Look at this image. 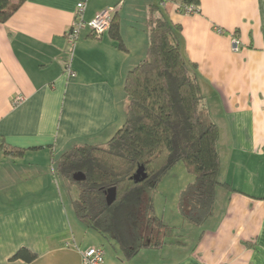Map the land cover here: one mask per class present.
<instances>
[{
  "label": "crops",
  "instance_id": "obj_1",
  "mask_svg": "<svg viewBox=\"0 0 264 264\" xmlns=\"http://www.w3.org/2000/svg\"><path fill=\"white\" fill-rule=\"evenodd\" d=\"M79 1L26 0L0 23V139L24 150L16 156L0 147V264H83L84 251L101 242L87 240L91 229L60 195L69 181L49 168L75 146L105 147L125 123V80L146 56L156 0H88L86 22L117 8L128 50L110 31L98 39L85 28L72 76L66 34ZM163 9L197 66L205 113L219 132V179L233 191L217 187L200 227L189 220L181 233L167 227L129 261L110 239L117 256L105 252V264H264V0H200L195 14L177 4ZM23 248L33 262L13 259Z\"/></svg>",
  "mask_w": 264,
  "mask_h": 264
},
{
  "label": "trees",
  "instance_id": "obj_2",
  "mask_svg": "<svg viewBox=\"0 0 264 264\" xmlns=\"http://www.w3.org/2000/svg\"><path fill=\"white\" fill-rule=\"evenodd\" d=\"M25 1L0 0V23H6ZM167 4H177L182 14L189 7L200 12V0H156L150 6L146 56L125 80L128 108L124 125L105 147L75 146L62 155L57 167L61 177L80 188L73 201L77 218L88 229L115 241L127 261L139 249L155 246L158 234L167 228L154 215L152 193L177 164L183 163L195 177L181 197L180 208L197 226L210 215L216 188L231 189L219 179V132L205 113L197 66L185 56L181 27L166 15L163 8ZM116 16L109 33L121 50H128ZM0 147L16 156L24 151L9 148L2 139ZM140 167L147 177L136 183L133 176ZM77 172L84 173L86 180L74 181ZM111 188H116L117 199L109 206L106 194ZM144 229L157 232L155 240L146 237ZM36 257L23 248L13 259L30 263Z\"/></svg>",
  "mask_w": 264,
  "mask_h": 264
},
{
  "label": "rangeland",
  "instance_id": "obj_3",
  "mask_svg": "<svg viewBox=\"0 0 264 264\" xmlns=\"http://www.w3.org/2000/svg\"><path fill=\"white\" fill-rule=\"evenodd\" d=\"M128 108V99H127V107ZM127 112V109L125 113ZM124 123V122H123ZM122 124L118 127L116 126L117 130L122 127ZM116 133V132H115ZM115 135V134H113ZM112 135V136H113ZM106 145V144H105ZM103 147V146H102ZM57 162L53 164L49 168L50 170L54 169V172L57 168ZM51 172V171H50ZM49 172V173H50ZM60 176L61 175H57ZM195 182L194 175H191L187 169L184 167L183 163L177 164L172 170H170L160 181L157 189L152 193V200H153V207H154V215L159 218L161 221L167 225L169 228L172 229L176 233H181L182 227L185 225L190 226V222L183 216L181 211V197L184 192L191 187L192 184ZM65 185L64 182L60 183L59 190L60 195L65 201L67 209L69 210L70 214L73 215V201L77 200L80 194V188L74 184L72 181ZM183 217L185 220H183ZM200 227V226H198ZM87 230V229H85ZM179 230V232H177ZM90 234L87 237V240L98 238L101 240L99 247H102L105 252L109 254L110 257L117 256V250L114 247V243L108 239L107 237L103 236L102 234L98 233L97 231L91 229ZM98 243V242H96ZM113 243V244H112Z\"/></svg>",
  "mask_w": 264,
  "mask_h": 264
},
{
  "label": "built area",
  "instance_id": "obj_4",
  "mask_svg": "<svg viewBox=\"0 0 264 264\" xmlns=\"http://www.w3.org/2000/svg\"><path fill=\"white\" fill-rule=\"evenodd\" d=\"M87 1L88 0H80L77 4L76 20L66 34V39L69 45V60H67L65 64V72L72 76L74 75L72 68V57L76 44L80 39L81 32L85 28H89L95 36H103L109 31L112 20L117 12L116 7L108 8L107 10L98 14L92 20L86 22L84 20V13L86 11ZM186 12V14H195L198 12V9L196 7H189L186 9ZM218 32L223 33L221 29H218ZM231 47L233 52H238L240 50L241 44L236 34L231 36ZM23 100V96L19 95L17 98H15V103L20 104ZM83 264H105L104 249L99 246L88 248L83 253Z\"/></svg>",
  "mask_w": 264,
  "mask_h": 264
},
{
  "label": "water",
  "instance_id": "obj_5",
  "mask_svg": "<svg viewBox=\"0 0 264 264\" xmlns=\"http://www.w3.org/2000/svg\"><path fill=\"white\" fill-rule=\"evenodd\" d=\"M147 177V174L144 171V167H140L136 174L133 176V179L136 183H140L143 180H145ZM73 180L76 182H83L86 180V176L82 172H77L73 175ZM117 199V190L116 188H111L107 191L106 194V202L110 206L112 205Z\"/></svg>",
  "mask_w": 264,
  "mask_h": 264
},
{
  "label": "flooded vegetation",
  "instance_id": "obj_6",
  "mask_svg": "<svg viewBox=\"0 0 264 264\" xmlns=\"http://www.w3.org/2000/svg\"><path fill=\"white\" fill-rule=\"evenodd\" d=\"M145 231V236L147 237V236H149V235H151L152 236V238L155 240V238H156V236H157V232H155V231H151V230H147V229H144ZM151 238V239H152Z\"/></svg>",
  "mask_w": 264,
  "mask_h": 264
}]
</instances>
